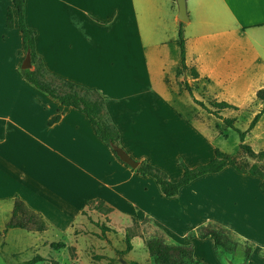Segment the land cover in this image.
Wrapping results in <instances>:
<instances>
[{
  "label": "crops",
  "instance_id": "obj_1",
  "mask_svg": "<svg viewBox=\"0 0 264 264\" xmlns=\"http://www.w3.org/2000/svg\"><path fill=\"white\" fill-rule=\"evenodd\" d=\"M11 5L0 0V264H18L12 249L20 257L29 239L44 245L73 237L91 200L110 207V219L117 216L123 229L149 218L168 241L191 244L199 264H219L211 239H188L207 223L253 243L257 252L264 249L260 177L225 167L174 198L163 197L153 178L113 155L83 113L23 79L22 35L16 23L6 27ZM186 10L185 63L198 77L184 76L208 85V102L237 107L240 115L233 117L243 120L244 131L264 104L256 97L264 88V0H186ZM177 13L176 0H25V23L46 71L99 93L122 149L171 182L182 176L179 160L195 168L211 161L216 149L230 155L239 149L227 143L234 130L218 131L213 115L203 116L175 90ZM54 117L58 121L50 123ZM245 143L264 150V114ZM15 200L47 229L4 232Z\"/></svg>",
  "mask_w": 264,
  "mask_h": 264
},
{
  "label": "trees",
  "instance_id": "obj_2",
  "mask_svg": "<svg viewBox=\"0 0 264 264\" xmlns=\"http://www.w3.org/2000/svg\"><path fill=\"white\" fill-rule=\"evenodd\" d=\"M11 7L7 11L6 27L11 29L14 23L22 35V53L30 57L31 69L19 68V72L23 79L35 90L45 94L51 100H54L63 107H71L83 113L98 139H100L113 153V155L123 164L116 155L115 149L122 148L119 140V132L111 123L103 98L94 90L87 89L60 77L51 75L44 68L41 60L38 58L35 51V33L27 28L25 23V0H11ZM184 23L179 22L177 45L179 48V64L176 68V77L182 78L184 75L191 79L198 77L194 68H189L185 63V40L183 35ZM187 91L191 90L187 87V82H182ZM191 95V94H190ZM259 101L264 102V88L256 93ZM198 105L215 118L221 120L226 128L234 130L238 135L239 150L233 154L224 153L218 149L215 150L214 158L208 163L199 165L195 168H189L179 160L178 164L182 168V176L176 181L171 182L167 179V175L160 169L153 167L145 162H138V166L133 169L127 164L132 171L143 177H151L155 180L159 187L161 195L165 198H174L179 194L182 187L188 185L195 179L206 175L218 173L225 167H232L237 173L250 174L258 176L262 179L260 185L261 191L264 194V150L254 152L252 148L245 143V138L250 134L259 119L264 114V104L259 112L253 117L244 131L238 130L234 126L235 118H224L221 113L224 110L238 111L239 109L225 102L210 101L207 105L198 102ZM59 117L51 119L50 123L57 122ZM215 128L222 131V126L216 124ZM88 209H92L100 214L108 215L112 209L100 200H91L86 203ZM85 215V211H82ZM144 221H152L145 218ZM137 224V222H133ZM10 229L25 230L28 232L42 233L47 229L43 219L31 211H29L20 200H15L11 216L4 227V232ZM99 229L104 233L112 231L110 228L100 225ZM133 232L127 229L124 235L125 249L123 251H114V261L116 257L125 259V255L132 250L131 239ZM194 238L205 239L209 238L213 242L214 252L221 264H235L240 262L248 263L249 257L254 250L253 244L243 240L227 228L217 223L204 224L188 234V239ZM144 246L150 258V264H199L193 257L192 245H180L168 241L165 234L158 228L152 237L144 239ZM240 254L241 257H236ZM264 257V250L261 252ZM40 256L29 261L33 264L37 261H42ZM126 264H136L131 261ZM124 264V263H123Z\"/></svg>",
  "mask_w": 264,
  "mask_h": 264
},
{
  "label": "rangeland",
  "instance_id": "obj_3",
  "mask_svg": "<svg viewBox=\"0 0 264 264\" xmlns=\"http://www.w3.org/2000/svg\"><path fill=\"white\" fill-rule=\"evenodd\" d=\"M185 81L187 82V87L191 90V95L187 91L186 86L182 83ZM174 87L178 95L183 97L185 104L197 106L205 117L210 115L198 105V102L207 105L210 99L209 87L205 82L197 83L188 78H179L176 79ZM223 113H231L227 117L235 118L234 126L237 127L238 125L239 129L243 131V120H237V117H233L234 115H240L239 111L224 110L221 113L222 116ZM210 116L212 117V115ZM212 118L215 122L217 121L218 124H221L222 130H232L226 128L221 120L214 117ZM227 143L230 147L235 146V144L237 146L239 144L237 133H233V137H230ZM110 215L100 214L99 212L87 208L85 215L81 217V224L77 225L71 233L73 237H64L50 244H47L48 241H46L44 245H41L43 242L42 240L35 242L29 239V246L27 250L20 254V257L18 250L16 248L12 249L13 259L17 260L19 262L18 264H29L28 262L37 256H40L43 260L33 264H117L114 261V251H123L125 249L124 235L126 230L130 229L134 235L131 239L132 250L125 255V259L119 256L116 257L117 261H119L120 264H126L125 262L127 261L136 264H150V258L144 247L143 241L154 235L156 229L154 224L143 220L141 223L137 222V224L132 222L128 228L123 229V223L120 222L119 218L114 216L113 220H111ZM100 225H104L112 230L104 233L105 239H103L102 232L99 229ZM253 246L254 250L250 257H252V255L254 257H249L248 264H258L259 259L262 260L264 258L261 256V252L264 249L257 252L258 250L255 249L254 244ZM204 247L207 253V245ZM213 249L212 246V250H210L212 254H214ZM215 257L218 261L217 263L221 264L216 254ZM236 257H241V255L237 254Z\"/></svg>",
  "mask_w": 264,
  "mask_h": 264
},
{
  "label": "water",
  "instance_id": "obj_4",
  "mask_svg": "<svg viewBox=\"0 0 264 264\" xmlns=\"http://www.w3.org/2000/svg\"><path fill=\"white\" fill-rule=\"evenodd\" d=\"M176 6H177V11H178L177 18L179 19L180 22L186 23L188 21L187 10H186V0H176ZM21 68L31 69L29 55L25 56L21 64ZM184 78H186V76H184ZM115 153L122 162H124L131 168L135 169L138 166V162L134 161L122 148H116ZM235 264H248V263L240 262V263H235Z\"/></svg>",
  "mask_w": 264,
  "mask_h": 264
}]
</instances>
